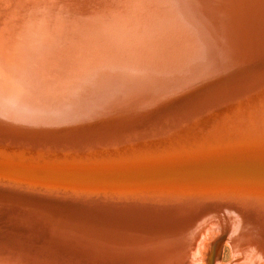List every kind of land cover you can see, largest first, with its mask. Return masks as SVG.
Listing matches in <instances>:
<instances>
[{
	"label": "rangeland",
	"instance_id": "obj_1",
	"mask_svg": "<svg viewBox=\"0 0 264 264\" xmlns=\"http://www.w3.org/2000/svg\"><path fill=\"white\" fill-rule=\"evenodd\" d=\"M81 1L83 4L90 2ZM8 3L15 6L18 1L0 0V155H10V159L17 155L23 162L55 164V167L59 164L72 167V170L106 167L114 171L100 183L107 186L106 189L54 188L64 185L63 180L56 178L55 183L46 180L51 187L30 185L33 181H41L36 176L50 178L53 174L66 178L74 176L77 181L70 182L75 186L98 184L84 182L93 177L89 173L72 175L43 170L38 174L37 169H24L31 172L29 176L19 168L21 173L15 174L18 170L14 172L11 167L10 175L9 172L7 176L0 175L3 183L0 184V264H166L143 262L144 257L134 248L141 243L125 237L135 223L111 219L115 214L123 218L129 215L157 219L159 216H155V212L163 205L160 202L171 195L172 206L179 204L172 200L175 193L161 188L115 190L114 186L118 185L142 188L159 182L140 178L141 174L131 178L136 169L129 168L135 166L133 163L137 160L127 157L126 151L136 155L133 148L139 138L137 135L142 132L167 143L170 147L167 151L202 153L210 155V159L215 155L249 156L264 152V31L260 33L261 59L251 69L244 66L245 63L238 72L236 68H213V64H209L177 84L172 78H168L167 84H156L158 76L153 70L157 68L151 66V59L146 60L147 54L142 52L137 37L134 36L133 41L129 35L127 39L139 46L144 66L150 69L148 72L125 60L110 57L93 66L89 74L84 70L83 74H78L76 70L82 65L70 67L68 61L47 71L42 68L37 73L39 68L34 69L32 61L41 58L33 55L38 48L30 41L24 44L26 39L21 38L23 35L15 28L16 15L11 16L3 7ZM89 4L93 9L92 3ZM91 12L94 14L93 10ZM149 43L156 46L152 39ZM194 46L188 50L189 58L201 59L199 46ZM68 49L72 50V45ZM76 51L78 53L70 57L87 61L90 55H85L86 48L79 46ZM8 54L22 60L15 61L21 66L9 63L14 71L5 63L7 59L1 60ZM173 54L166 53L165 57ZM212 59L209 57L208 61L213 63ZM174 60L175 70L181 72L183 62L177 56ZM212 73L215 74L204 77ZM193 80L197 82H190ZM182 84L186 85L177 87ZM109 115H112L111 120L114 117L111 122L94 123L95 119ZM211 117L213 120L208 121ZM189 130L196 131L188 133ZM122 140L127 141L123 146ZM129 159L136 161L132 163ZM119 175L123 180L116 179ZM9 179L16 182L15 189L21 191L6 187ZM118 180L121 181L118 183ZM254 195L255 201L264 200V193ZM110 200L120 201L117 206L107 204ZM177 227L179 230L188 228L180 223L168 224L169 230H177ZM20 237L31 244L21 246L28 253L18 255L13 249L5 250L13 243L21 244ZM205 259L204 264H230L231 254L225 236L214 241Z\"/></svg>",
	"mask_w": 264,
	"mask_h": 264
},
{
	"label": "bare ground",
	"instance_id": "obj_2",
	"mask_svg": "<svg viewBox=\"0 0 264 264\" xmlns=\"http://www.w3.org/2000/svg\"><path fill=\"white\" fill-rule=\"evenodd\" d=\"M17 1L18 4L15 6L8 3V6L3 7L11 16L15 17L16 15L18 22H16L15 28L18 29L20 35H23L21 38L26 39L24 40L26 43H22L27 44L30 41L36 44L38 50L33 55L41 56L42 59L38 57L37 60L31 61L34 64V69L39 68L37 73L42 68H47L43 70L47 71L68 61L71 64L70 67L82 65L76 70V72H80L78 74H83V70L89 74L92 72L93 66L100 65V62H105L110 57H115L116 60H125L148 72L150 69L144 66L139 46L132 44L127 39V35L132 38L131 40L134 39V36L137 37L141 43L142 52L147 54L146 60L151 59L153 64L151 66L157 68L153 70L158 76V79L155 78L157 85L167 84L168 78H172L171 81L176 84L182 83L188 77L201 72V68L209 64H213V68H232V70L236 68L238 70L235 72H238L244 63V66H250L251 69L261 59L260 43L262 39L260 33L264 31V0H90L89 3H92L93 9L89 3L84 2L85 4H83L81 0ZM151 39L155 41L156 46H151L149 43ZM194 44L199 46L201 59L189 58L188 50L195 47ZM71 45L72 50L68 49ZM66 46L68 47L66 48ZM79 46L86 48L85 55H90L87 61L70 57L72 53H78L76 50ZM172 52L175 54L165 57L166 53ZM176 56L184 64L180 68L181 72L180 70L176 71L173 64L176 61L174 60ZM209 57L213 58V63L208 61ZM3 59H7L6 64L12 61L14 65L21 66L15 62L22 61L18 56L8 54V57H1V60ZM10 65L12 64L8 66L12 68ZM238 66L241 67L238 68ZM157 70L160 72L158 73ZM97 83L99 82L97 81ZM112 108L114 109L113 106ZM111 116L99 117L95 119L94 123L97 124L100 121L106 123L108 120L111 122L114 120V117L111 120ZM137 129L139 128L137 127ZM141 133L140 136L137 135L139 138L133 148L136 155H130L128 150L126 151L127 157L136 158V162L129 159L130 162H135L133 163L135 166L125 168L139 169V173L130 175L131 178L141 174L140 178H150V181L152 178L153 181L156 179L159 182L149 187L118 185L114 186V189L134 191L135 189L161 188L164 191L175 193L176 196L172 200L179 203L172 206V201L169 199L172 195L166 200H162L160 203L163 205H160L155 212V214L157 213L155 216L159 217L154 220H149L146 216L131 217L126 215L125 218L119 214L110 216L116 222L135 223L125 237L136 239L141 243L134 248L140 251V257H144L143 262L204 264L210 246L221 236H225V243L231 254L230 264H264V200H254V194L264 193V179L243 176V172L249 166L264 167V152L249 156L215 155L210 159L208 158L210 155L202 153L167 151L169 147L167 143H161L154 137L148 135L146 137ZM2 164H6L10 168L13 167L14 172L18 170L17 168L23 171L32 168L37 169L38 174L43 170L69 172L72 175L89 173L93 177L84 182L93 183L95 181L98 183L75 186L70 182L77 181L74 176L66 178L65 175L53 176L54 174L50 173L52 175L50 178L36 176L35 178H40L41 181L31 182L30 185L34 188L35 186L51 187L50 182H46V180L55 183L56 178L60 181L63 180L62 184L64 185L62 187L55 185L54 188L106 189L108 187L101 186L100 183L107 180V174L110 176L114 171L106 167L98 170H87L86 168L72 170V167H62L64 165L59 164L55 167V164L39 165L25 161L18 162L16 166H13L15 161L8 158L1 159L0 166ZM226 165H229L231 169H241V175L237 181L225 179L226 175H222L224 173H221L220 176L213 174L204 177H198V174L195 173L204 170L203 168L196 169V167L212 166L208 169L218 171L221 170V166ZM160 167L166 168L164 170L168 171L174 169L177 171L173 174H169L168 171L159 173L156 170ZM75 168L73 167V169ZM125 168L123 167V169ZM141 169L143 171H140ZM9 171L0 169V175L7 176ZM182 171H186V173H181ZM17 172L19 170L15 174ZM23 174L30 176L31 172L25 170ZM121 177L123 176L119 175L116 179ZM120 181L118 180V183ZM141 181L139 182L141 183ZM6 183H8L5 184L6 187L21 191L15 189L16 182L12 183L9 179ZM0 184L3 185L2 182ZM23 184L30 186L29 183ZM210 199L213 200L209 201ZM207 200L208 203L205 202ZM119 201L106 202L117 205L116 203ZM215 204L218 205L216 208ZM172 222L187 225L188 228L179 230L177 227V230H173V228L169 230L168 224ZM200 231L203 232L198 238L197 234ZM23 237L25 238V236ZM23 237H20V240H23ZM169 238L170 240H168ZM21 244L19 243V247H17L18 245L13 243L5 250L13 249L17 251L18 255L28 253L21 246L31 244L24 240ZM3 261L7 262L4 259Z\"/></svg>",
	"mask_w": 264,
	"mask_h": 264
},
{
	"label": "water",
	"instance_id": "obj_3",
	"mask_svg": "<svg viewBox=\"0 0 264 264\" xmlns=\"http://www.w3.org/2000/svg\"><path fill=\"white\" fill-rule=\"evenodd\" d=\"M214 74L215 73L206 74L204 77H211ZM190 82H197V80H193V81H190ZM184 85H186V84H182V85L177 86V87H181V86H184ZM17 101L18 102H22L20 100H17ZM210 120H213V118L211 117V118L208 119V121H210ZM207 124H209V122H207ZM194 131H196V130H189L188 133H192ZM126 143H127V141L122 140L121 146H123ZM0 153H2V152H0ZM1 156L4 157V158H1ZM13 156H14L13 160L15 161V164H13V166H16L18 162H23L19 156H17V155H13ZM7 158L10 159V155H0V160L1 159H7ZM41 165H43V164H41ZM164 167H167V166H164ZM210 167H212V166L196 167V169L197 168H203L204 170L201 171V172H195V173L198 174L197 175L198 177L210 176V175H213V174H217L215 176H218V175L220 176L221 173H224L222 175H226V178L225 179H227V180H234V181H237V179L241 175L240 174V170L241 169H231L229 165L221 166L220 167L221 170H218V171L208 169ZM0 169H3V170H11V168L8 167V165H6V164H2L0 166ZM164 169H166V168L160 167L156 171H158L159 173H164L165 171H168V170H164ZM140 171H143V170L141 169ZM175 171H177V170L174 169L173 171H168V172H169V174H173V173H175ZM247 171H251V172H247ZM17 173H21V172H17ZM126 173H122V174H126ZM133 173H135V174L136 173H139V169L136 170V171H133ZM181 173H186V171L185 172L182 171ZM192 174H194V173H192ZM243 176H250V177H253L254 179H258V178L264 179V167L249 166V168H247L243 172ZM168 182H171V181H168Z\"/></svg>",
	"mask_w": 264,
	"mask_h": 264
}]
</instances>
